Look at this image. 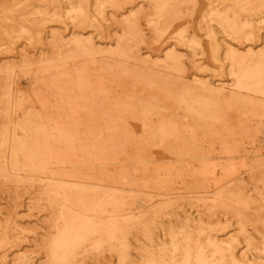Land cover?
Wrapping results in <instances>:
<instances>
[{
    "label": "rangeland",
    "instance_id": "obj_1",
    "mask_svg": "<svg viewBox=\"0 0 264 264\" xmlns=\"http://www.w3.org/2000/svg\"><path fill=\"white\" fill-rule=\"evenodd\" d=\"M0 264H264V0H0Z\"/></svg>",
    "mask_w": 264,
    "mask_h": 264
},
{
    "label": "bare ground",
    "instance_id": "obj_2",
    "mask_svg": "<svg viewBox=\"0 0 264 264\" xmlns=\"http://www.w3.org/2000/svg\"><path fill=\"white\" fill-rule=\"evenodd\" d=\"M53 187V186H52ZM97 205V204H96Z\"/></svg>",
    "mask_w": 264,
    "mask_h": 264
}]
</instances>
